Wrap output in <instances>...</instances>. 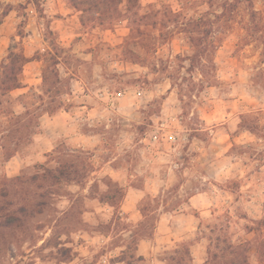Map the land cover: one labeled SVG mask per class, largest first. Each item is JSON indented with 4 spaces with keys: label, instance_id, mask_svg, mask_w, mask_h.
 <instances>
[{
    "label": "rangeland",
    "instance_id": "1",
    "mask_svg": "<svg viewBox=\"0 0 264 264\" xmlns=\"http://www.w3.org/2000/svg\"><path fill=\"white\" fill-rule=\"evenodd\" d=\"M141 3L107 29L0 0V83L26 86L0 88V264H264V0ZM64 110L51 142L42 116Z\"/></svg>",
    "mask_w": 264,
    "mask_h": 264
},
{
    "label": "trees",
    "instance_id": "2",
    "mask_svg": "<svg viewBox=\"0 0 264 264\" xmlns=\"http://www.w3.org/2000/svg\"><path fill=\"white\" fill-rule=\"evenodd\" d=\"M70 6L75 9L80 18L82 26L89 23L97 22L105 27L112 28L114 25L126 19H136L133 22L141 21L144 14L140 12L143 7L141 0H68ZM141 17V18H138ZM16 61L20 63V71L22 67L29 62V58L24 55H16ZM23 86L22 79L16 75L10 68H5V81L0 83V88L6 92L19 89ZM12 156V155H11Z\"/></svg>",
    "mask_w": 264,
    "mask_h": 264
},
{
    "label": "crops",
    "instance_id": "3",
    "mask_svg": "<svg viewBox=\"0 0 264 264\" xmlns=\"http://www.w3.org/2000/svg\"><path fill=\"white\" fill-rule=\"evenodd\" d=\"M25 87L23 85L21 88L25 89ZM81 108H84V107H81ZM211 116H213V114H211ZM42 117L47 119V126L45 127V129H43L44 136L46 137L47 140L51 142H54L55 137L54 136L52 138L48 137V134L50 133V131L53 134H55V136H61L62 133H67V130H69L68 127L72 125V122L75 120L71 112H68L66 110L60 113H55V114L46 113ZM226 135L228 138L231 137L229 133H226ZM40 149L38 147V150ZM20 161L22 163L24 162L23 158L20 156V154H17V152H15V154L9 157V160H7V171L9 175H14L16 174V172L19 171L20 163H21ZM217 163L220 165V163L217 161V162H211L209 166H214ZM175 167H178V164L175 165ZM201 176L202 178H204V181L206 182H211L213 180L214 181H221V180L228 181L231 179V175L228 173H225L222 176L219 175L218 177H215V175L211 176L210 173L207 171L206 173H201ZM188 201H189L190 206L193 209L200 211V214H207V212H210L211 214V211H209L210 206L208 205V203L210 202V198L206 190H201V191L194 193L193 195L190 196ZM200 218L197 217V220L200 221ZM145 246H146V242L141 241L138 245V248L141 249Z\"/></svg>",
    "mask_w": 264,
    "mask_h": 264
},
{
    "label": "built area",
    "instance_id": "4",
    "mask_svg": "<svg viewBox=\"0 0 264 264\" xmlns=\"http://www.w3.org/2000/svg\"><path fill=\"white\" fill-rule=\"evenodd\" d=\"M112 105H114L113 99L111 100ZM154 140L156 142H166V143H176L178 141V134L170 129L166 123H162L159 130L154 135Z\"/></svg>",
    "mask_w": 264,
    "mask_h": 264
}]
</instances>
